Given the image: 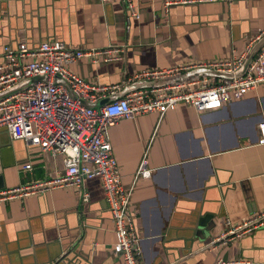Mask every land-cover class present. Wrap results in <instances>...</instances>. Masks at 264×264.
Segmentation results:
<instances>
[{"label":"crops","instance_id":"crops-1","mask_svg":"<svg viewBox=\"0 0 264 264\" xmlns=\"http://www.w3.org/2000/svg\"><path fill=\"white\" fill-rule=\"evenodd\" d=\"M182 1L134 0L136 20L120 2L0 0V66L4 49L21 43L124 46L122 60L105 62L101 55L98 63L84 58L69 69L90 84L118 86L125 97L133 92L127 80L140 71L231 59L264 38V0ZM167 2L176 4L166 9ZM263 124L260 85L220 109L198 112L180 103L163 116L121 119L110 129L122 185L133 189L140 264H264V229L221 239L226 221L236 225L264 212ZM63 159L0 129V192L56 176ZM144 160L152 176L136 180ZM27 165L32 170L24 171ZM83 191L88 203L73 188L0 201V264H126L114 254L115 226L102 180L85 181Z\"/></svg>","mask_w":264,"mask_h":264},{"label":"built area","instance_id":"built-area-1","mask_svg":"<svg viewBox=\"0 0 264 264\" xmlns=\"http://www.w3.org/2000/svg\"><path fill=\"white\" fill-rule=\"evenodd\" d=\"M100 1L120 2L127 8L129 19H140L134 0ZM203 1L234 4L240 0H184L180 3ZM173 4L176 2H167L166 9ZM259 40L250 42L243 55L231 59L140 71L127 80L129 85L163 84L133 91L100 108L88 107L84 102L96 104L108 96H115L119 87L90 84L73 73L69 66L84 58L98 63L101 55H105V62L122 60L126 47L83 50L59 41L42 43L33 48L26 43L19 44L16 49L6 47L5 63L0 66V93L36 76H46L47 79L0 101V129L6 130L13 140L24 141L29 148H40L53 155H62L64 170L41 182L0 192V201L45 194L60 188H73L79 191L82 202L88 203L90 196L83 191L84 183L99 177L115 226L117 240L114 254L116 257L122 256L126 264H140L142 248L130 212L133 189L126 191L122 185L110 141V129L121 119L155 112L163 116L180 103L192 105L198 112H204L244 99L250 92L264 85V47L254 57L245 75L236 77ZM107 54L109 56L106 57ZM198 70L232 74L234 77L218 79L198 76L183 79L188 73ZM56 78L62 83L56 84ZM258 144L264 145V124L260 128ZM30 170L31 165L24 167V171ZM151 176L152 171L147 168V161L144 160L135 179ZM226 222L229 229L222 234L221 239L230 240L264 229V212L236 225ZM215 264L239 263L219 259Z\"/></svg>","mask_w":264,"mask_h":264},{"label":"water","instance_id":"water-1","mask_svg":"<svg viewBox=\"0 0 264 264\" xmlns=\"http://www.w3.org/2000/svg\"><path fill=\"white\" fill-rule=\"evenodd\" d=\"M264 46V38L254 46L253 50L251 51V53L249 54L243 68L236 74V77H242L245 75V73L247 72L249 66L251 65L254 57L258 54V52L262 49V47ZM198 76H209V77H214V78H220V79H232L234 76L232 74H222V73H218V72H214V71H210V70H198V71H194L191 73H188L187 75L184 76L183 79H192L194 77H198ZM47 79L46 76H36L33 77L31 79L25 80L24 82L20 83L19 85L13 87L12 89L5 91L3 93H0V101H4L24 90H27L29 87L35 85L38 82L41 81H45ZM56 84H60L62 83V81L58 78H56L55 81ZM137 84H140V86H137ZM163 83H136L135 85H132L131 88H133V90L131 91H136L142 88H148V87H154V86H159L162 85ZM126 93V90L123 92V94ZM122 97V95L120 96L119 94H116L115 96L111 97V98H106L96 104H91L88 102H84V105L88 106V107H93V108H100L106 104H108L111 101H114L118 98Z\"/></svg>","mask_w":264,"mask_h":264}]
</instances>
